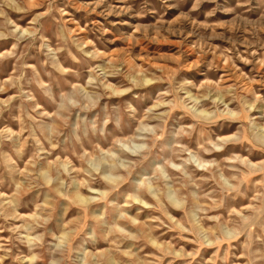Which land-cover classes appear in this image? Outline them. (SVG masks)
Returning a JSON list of instances; mask_svg holds the SVG:
<instances>
[{"label": "clouds", "instance_id": "9594fccd", "mask_svg": "<svg viewBox=\"0 0 264 264\" xmlns=\"http://www.w3.org/2000/svg\"><path fill=\"white\" fill-rule=\"evenodd\" d=\"M0 264H264V0H0Z\"/></svg>", "mask_w": 264, "mask_h": 264}, {"label": "rangeland", "instance_id": "374dc122", "mask_svg": "<svg viewBox=\"0 0 264 264\" xmlns=\"http://www.w3.org/2000/svg\"><path fill=\"white\" fill-rule=\"evenodd\" d=\"M173 19H175L173 17ZM179 45L177 44V42L175 40H171V41H162L161 42V47L164 48H174V47H178Z\"/></svg>", "mask_w": 264, "mask_h": 264}]
</instances>
